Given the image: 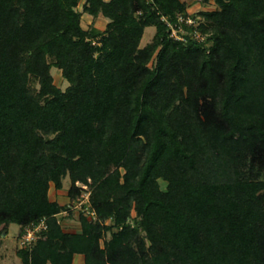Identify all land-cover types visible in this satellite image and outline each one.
<instances>
[{
	"label": "trees",
	"instance_id": "trees-1",
	"mask_svg": "<svg viewBox=\"0 0 264 264\" xmlns=\"http://www.w3.org/2000/svg\"><path fill=\"white\" fill-rule=\"evenodd\" d=\"M81 1L0 0V233L47 224L21 264H264V0Z\"/></svg>",
	"mask_w": 264,
	"mask_h": 264
},
{
	"label": "rangeland",
	"instance_id": "rangeland-1",
	"mask_svg": "<svg viewBox=\"0 0 264 264\" xmlns=\"http://www.w3.org/2000/svg\"><path fill=\"white\" fill-rule=\"evenodd\" d=\"M188 4V14L193 15L202 10H213L216 8L215 3L212 1L209 4H202L198 0H184ZM84 0H82L78 6L79 10L83 8ZM109 19L100 15L98 17H93L87 13L82 15V26L85 29L95 27L99 30H105ZM156 32L154 26H149L145 30L144 37L142 39L141 45L144 46L150 42ZM51 72L54 76V81L56 85L65 89L69 82L62 76V72L58 67L53 66ZM33 85L37 86L35 83ZM163 181V180H162ZM162 188H166L165 182H161ZM80 186H82L80 184ZM70 188V179L66 177L64 179V187L61 190H57L54 184H51L50 188V198L51 200H57L58 202L68 205L72 210V215L63 214L60 216L61 223L65 230L76 232L80 230L79 214L80 211L85 209L86 200L88 193L82 192L80 198L72 200L68 194ZM84 190L85 187L82 186ZM85 211V210H84ZM87 211V210H86ZM135 213L133 212V215ZM20 225L12 223L9 225L6 231L0 233V264H21V259L17 254V250L20 249ZM73 264H84V256L82 254H76Z\"/></svg>",
	"mask_w": 264,
	"mask_h": 264
},
{
	"label": "built area",
	"instance_id": "built-area-1",
	"mask_svg": "<svg viewBox=\"0 0 264 264\" xmlns=\"http://www.w3.org/2000/svg\"><path fill=\"white\" fill-rule=\"evenodd\" d=\"M179 21L183 22L185 21L188 24H192L194 23V20L190 17L188 18H184L183 16L179 17ZM168 25L171 26L172 28V36L175 38H182L181 34L179 33V30H181V28H176V26H174L172 23L168 22ZM197 37L202 39V36L200 34H197ZM83 187L87 188L86 186L82 185ZM88 197L89 194L87 195V200L88 201ZM85 213L88 215L89 218H94L95 217V212L94 211H90L87 207H85ZM87 210V211H86ZM67 212H64V214H66ZM47 228V224L45 222V219L41 220V222L39 223H32V224H28L26 226H24L21 229V233L19 234V238H20V248L22 247H27L30 246L34 241H36L39 237V233L42 229H46Z\"/></svg>",
	"mask_w": 264,
	"mask_h": 264
}]
</instances>
